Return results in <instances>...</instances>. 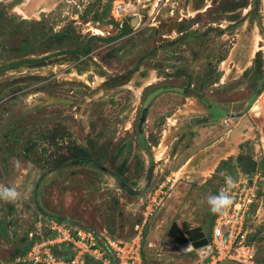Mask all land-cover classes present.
I'll use <instances>...</instances> for the list:
<instances>
[{
	"label": "rangeland",
	"instance_id": "rangeland-1",
	"mask_svg": "<svg viewBox=\"0 0 264 264\" xmlns=\"http://www.w3.org/2000/svg\"><path fill=\"white\" fill-rule=\"evenodd\" d=\"M240 156L264 264V0H0V183L23 193L0 200V264H32L40 208L197 264L168 232L212 233L206 196Z\"/></svg>",
	"mask_w": 264,
	"mask_h": 264
},
{
	"label": "built area",
	"instance_id": "built-area-1",
	"mask_svg": "<svg viewBox=\"0 0 264 264\" xmlns=\"http://www.w3.org/2000/svg\"><path fill=\"white\" fill-rule=\"evenodd\" d=\"M123 1L114 4L112 13L116 20L124 17ZM176 181L168 177L160 186ZM252 182L239 179L231 190L233 197L232 206L223 214L218 215L209 238L210 254L206 259H199L197 264H215L225 258L231 257L235 251L236 258L248 263L254 258V249L248 243V231L246 223L249 219L252 206L258 203L259 196ZM156 197L151 198L146 208L147 215L151 214ZM139 228V225L136 229ZM34 234L31 233L29 237ZM41 240L36 241L29 253V261L32 264H145L142 252V230L126 239L111 235L106 229L102 232L78 225L67 219L60 220L43 214L38 223V232ZM108 246L111 256L103 247ZM60 244H70L74 248V254L70 259L58 257L52 248Z\"/></svg>",
	"mask_w": 264,
	"mask_h": 264
},
{
	"label": "water",
	"instance_id": "water-1",
	"mask_svg": "<svg viewBox=\"0 0 264 264\" xmlns=\"http://www.w3.org/2000/svg\"><path fill=\"white\" fill-rule=\"evenodd\" d=\"M238 165L232 168V171L229 173V176L233 179L235 183L239 182L240 173L249 174L256 170L257 163L249 156H240L237 158ZM66 165L55 167L52 170L62 168ZM241 170V171H240ZM167 241H170L174 248L182 252H192L194 251L201 259H206L210 254L209 246V231L208 228L204 225H197L192 228L183 229L176 221H174L168 232ZM177 244L179 246H177ZM189 246L191 248L187 249ZM215 264H250L242 262L234 258H225L216 262Z\"/></svg>",
	"mask_w": 264,
	"mask_h": 264
},
{
	"label": "clouds",
	"instance_id": "clouds-1",
	"mask_svg": "<svg viewBox=\"0 0 264 264\" xmlns=\"http://www.w3.org/2000/svg\"><path fill=\"white\" fill-rule=\"evenodd\" d=\"M235 182L228 175L225 180V187L221 188L216 194H209L206 196V203L209 211L213 214L223 215L233 204V197L231 190ZM23 193L18 190L17 186L13 184L0 183V200L7 202H15L21 199ZM191 248L189 246L187 249Z\"/></svg>",
	"mask_w": 264,
	"mask_h": 264
},
{
	"label": "trees",
	"instance_id": "trees-1",
	"mask_svg": "<svg viewBox=\"0 0 264 264\" xmlns=\"http://www.w3.org/2000/svg\"><path fill=\"white\" fill-rule=\"evenodd\" d=\"M125 31H126V30H125ZM76 157H77V156H76ZM78 158H80V156H78ZM74 162H77V161H74ZM40 212H42L43 214L49 215V216H51V217L58 218V219H60V220H65V218H60V217L54 216V215H52V214H48L45 210H42L41 208H40ZM213 224H214V219L212 218V219H211V222H210V226H211V228L213 227ZM210 226H209V227H210ZM110 234H111V233H110ZM111 235H112V234H111ZM32 243H33V240L29 242V246H30ZM103 247H104V249L107 251V255L111 256V252L109 251L108 246H107L105 243H103ZM52 250H53V252H54V254H55L56 256H58V257H62V258H65V259H70V258L73 256L74 251H75L74 248L72 247V245H70V244H60V245L54 246V247L52 248ZM90 261H91V260L88 261V264L91 263Z\"/></svg>",
	"mask_w": 264,
	"mask_h": 264
},
{
	"label": "crops",
	"instance_id": "crops-1",
	"mask_svg": "<svg viewBox=\"0 0 264 264\" xmlns=\"http://www.w3.org/2000/svg\"><path fill=\"white\" fill-rule=\"evenodd\" d=\"M250 217V216H249ZM253 221L251 222V221H247V223H246V227H247V231H248V237L250 236L251 237V235H253V234H251L252 232H250V231H252L253 229H254V227H253ZM131 237V236H130ZM150 244H153V243H151L150 242Z\"/></svg>",
	"mask_w": 264,
	"mask_h": 264
},
{
	"label": "flooded vegetation",
	"instance_id": "flooded-vegetation-1",
	"mask_svg": "<svg viewBox=\"0 0 264 264\" xmlns=\"http://www.w3.org/2000/svg\"><path fill=\"white\" fill-rule=\"evenodd\" d=\"M210 236H211V233H209V238H210Z\"/></svg>",
	"mask_w": 264,
	"mask_h": 264
}]
</instances>
